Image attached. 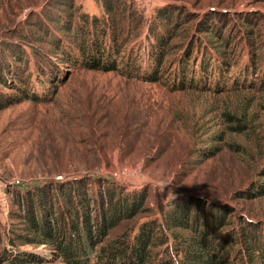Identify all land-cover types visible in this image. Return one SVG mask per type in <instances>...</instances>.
Wrapping results in <instances>:
<instances>
[{
    "label": "rangeland",
    "instance_id": "rangeland-1",
    "mask_svg": "<svg viewBox=\"0 0 264 264\" xmlns=\"http://www.w3.org/2000/svg\"><path fill=\"white\" fill-rule=\"evenodd\" d=\"M106 5L0 0V253L65 264L45 245L10 240L25 233L19 203L27 191L43 218L72 182L89 189L97 211L108 181L146 200L106 240L196 198L201 211H227L219 233L255 229L264 244V0H113L111 16ZM94 19L101 28L114 23L124 45L119 67L125 53L136 58L130 70L67 62L68 40ZM27 78L38 100L14 102ZM245 238L233 248L256 264Z\"/></svg>",
    "mask_w": 264,
    "mask_h": 264
},
{
    "label": "trees",
    "instance_id": "trees-1",
    "mask_svg": "<svg viewBox=\"0 0 264 264\" xmlns=\"http://www.w3.org/2000/svg\"><path fill=\"white\" fill-rule=\"evenodd\" d=\"M105 3L109 10L107 14L111 16L113 0H105ZM88 24L92 25L91 29L77 28L68 40L70 53L66 54L67 62L73 68L95 72L130 70L136 58L125 53L120 61V65L125 64V67H119L118 60L124 52V45L114 23L101 28L94 19ZM168 30L171 31L170 28ZM156 73L150 80H160ZM30 80L22 81L25 90L21 87L20 95L12 96L14 102H21L24 98L38 100L37 95H29L26 86ZM193 81L190 88L194 87ZM179 88L186 89L183 83ZM68 185L58 189L55 202L43 218L36 215L30 192L21 197L19 207L24 212L25 233L10 240V245L15 246V241L21 246L45 245L49 247L53 260L65 264H245L242 250L233 248L236 244L234 239L239 235L247 237L245 241L250 242L259 260L256 264H264L260 231L253 229L250 231L252 234L219 233L227 218V211L222 207L212 205L208 212L206 209L201 211L202 203L192 198L182 204L175 203L163 213L161 221L152 220L106 240L110 232L137 216L146 200L142 198L140 203H136L132 195L125 194L119 185L108 181L105 196L98 195L100 205L97 211V208H91L97 199H91L89 189L73 182ZM135 230L138 232L133 233ZM2 241L0 233V245ZM2 250L0 264L47 263V258L39 254L23 255Z\"/></svg>",
    "mask_w": 264,
    "mask_h": 264
}]
</instances>
